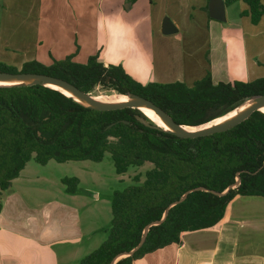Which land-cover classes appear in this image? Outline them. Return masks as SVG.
<instances>
[{
  "label": "trees",
  "instance_id": "obj_1",
  "mask_svg": "<svg viewBox=\"0 0 264 264\" xmlns=\"http://www.w3.org/2000/svg\"><path fill=\"white\" fill-rule=\"evenodd\" d=\"M237 2L247 6L242 15L260 22L264 0H225L227 6ZM0 72L49 75L85 93L102 86L141 96L177 124L191 127L264 95V78L216 84L211 73L192 87L181 82L143 85L120 65L106 67L98 55L86 64L72 56L50 66L31 61L21 70L0 63ZM107 153L118 175L147 162L154 167L143 182L136 176V184L114 193L108 238L81 264H134L173 244L183 246L185 233L220 227L237 197L264 199V113L254 112L226 132L184 139L137 109L96 111L41 85L0 87V195L32 160L43 166L52 160L102 162ZM62 182L68 193L78 191V179Z\"/></svg>",
  "mask_w": 264,
  "mask_h": 264
},
{
  "label": "crops",
  "instance_id": "obj_2",
  "mask_svg": "<svg viewBox=\"0 0 264 264\" xmlns=\"http://www.w3.org/2000/svg\"><path fill=\"white\" fill-rule=\"evenodd\" d=\"M213 1L220 3L223 20L211 17ZM63 2L67 4L63 12L75 15L81 24L80 0ZM127 3L109 0V5L120 8ZM134 9L136 17L141 11L143 15L130 20L128 14L113 13L123 20L110 21L103 32L105 40L99 44L88 33L91 12L86 10L89 17L83 21L89 31L79 46L85 60L98 55L106 67L120 65L143 85L181 82L192 86L208 73L216 84L264 78V15L253 26L250 16L242 15L247 10L244 3L227 6L225 0H137L130 2L127 10ZM165 20L177 29L175 34L162 33ZM19 178L0 195V264L78 262L82 244L93 228H84L80 210L60 200L30 206L14 188ZM259 199L263 198L237 197L220 227L185 233L183 246L173 244L134 264H264V241L258 237L264 227L251 220Z\"/></svg>",
  "mask_w": 264,
  "mask_h": 264
},
{
  "label": "rangeland",
  "instance_id": "obj_3",
  "mask_svg": "<svg viewBox=\"0 0 264 264\" xmlns=\"http://www.w3.org/2000/svg\"><path fill=\"white\" fill-rule=\"evenodd\" d=\"M66 5L63 0H0V63L21 70L26 62L38 61L50 66L51 63L72 56L74 62L86 64L88 60L84 59V51L81 48L80 52L79 48L85 32L89 31L83 21L85 17H89L86 10L91 12V28L88 33L98 44L105 40L103 32L110 26V21L117 20L119 23L123 20L121 18L118 20L117 15H112L113 13L128 14L127 18L130 20L143 15L141 11L136 17L135 9L128 12L130 2L120 8L117 4L109 5V0H80L77 4L81 8L82 23L80 24L75 15L63 12V6ZM61 7L62 11L59 9ZM156 10L159 17L160 10L158 8ZM153 18H156L155 14ZM251 24L258 25L252 20ZM115 94L112 89L102 86H97L92 92V95L103 98L119 96ZM153 167V164L147 162L139 168L131 167L124 175H118L109 153L102 162L58 163L52 160L43 166L32 160L25 166L14 188L24 195L23 197L32 207L60 200L80 210L84 228H93V232L87 234L82 244L80 260L70 263L79 264L108 238L114 193L136 184V176L141 178L140 181L145 180V174ZM64 178L79 180L78 194L72 195L66 191V186L62 182ZM257 205L259 207L251 213L255 218L251 220L264 227V200L259 199ZM260 231L262 235L258 237L264 241V228Z\"/></svg>",
  "mask_w": 264,
  "mask_h": 264
},
{
  "label": "water",
  "instance_id": "obj_4",
  "mask_svg": "<svg viewBox=\"0 0 264 264\" xmlns=\"http://www.w3.org/2000/svg\"><path fill=\"white\" fill-rule=\"evenodd\" d=\"M129 7H130V5H129ZM210 14H211V17L214 19L223 20L222 7H221L219 2H217V1L212 2L211 7H210ZM176 32H177V29L174 27V25L169 20H165V22L163 23V26H162V33L164 35H172V34H175ZM27 78L33 79V81L26 83V84H20V85H15V86L41 85V86L47 87V85H52V86L60 87V88H63L67 91H70L71 93L76 95L79 99L83 100L84 103H80L73 98L76 102H78L81 105L88 107L92 110L116 111V110H123V109H127V108L139 110V108H142V107L150 109L151 111H153V113H155L160 118H162L163 121L170 126V130H166V131L170 132L171 134H173L177 137L184 138V139H196V138H200V137H208V136H212L214 134L226 132V131L236 127L237 125L241 124L245 120H247L254 112L263 113L262 109H264V95H262V96L255 97V98L247 101V102H251V108L245 114H242V115L237 116L233 119L227 120L225 122H222L221 124H218V125H215V126H212L209 128L199 129L196 131H186L184 128L185 127H191V126H181V125L177 124L166 111L161 109L159 106L154 104L152 101H150L146 98H143L141 96L124 95V96H128L131 99L130 102L104 105V104H101L100 102H98L96 100V98H94L92 96V93H85L84 91H82L81 89L76 87L74 84H72L66 80L60 79V78H56V77H52V76L44 75V74H28V73H21V72H18V73L0 72V80H23V79H27ZM120 95H122V94H120ZM245 103H243V104H245ZM242 105H240V106H242ZM239 107H237V108H239ZM227 115H225V116H227ZM199 127H202V126H199ZM199 127H192V128H199ZM188 194L189 193H187L186 196ZM0 209H1V196H0ZM147 232H148V229L146 230L145 233H147ZM144 240H145V238H143L139 247H141ZM135 251L136 250H134L131 253L124 255L123 257L132 256ZM115 263H116V261L113 264H115Z\"/></svg>",
  "mask_w": 264,
  "mask_h": 264
},
{
  "label": "bare ground",
  "instance_id": "obj_5",
  "mask_svg": "<svg viewBox=\"0 0 264 264\" xmlns=\"http://www.w3.org/2000/svg\"><path fill=\"white\" fill-rule=\"evenodd\" d=\"M32 81H33V79H29V78L23 79V80H0V87H12L15 85L26 84V83H29ZM47 87L54 89V90H57V91L63 93L64 95H66L70 98H74L75 100H77L80 103H84L83 100L79 99L76 95H74L70 91H67L63 88L52 86V85H47ZM115 95H119V96L111 97V98H103V97H98L95 95H92V96L94 98H96V100L98 102H100L101 104H104V105L130 102V100H131L128 96H124V95H120V94H115ZM99 96H102V95H99ZM108 96H113V95H108ZM250 108H251V102H246L245 104H243L242 106L237 108L235 111L229 113L227 116H223L221 118L216 119L211 124H207V125L199 127V128L185 127L184 129L186 131H196L199 129L209 128V127L221 124L222 122H225L227 120L233 119V118L240 116L242 114H245ZM139 111L146 118H148L152 123L157 125L158 127L162 128L164 130H170V126L168 124H166L162 118H160L158 115L153 113V111H151L150 109L142 107V108H139ZM262 112L264 113V109H262Z\"/></svg>",
  "mask_w": 264,
  "mask_h": 264
}]
</instances>
